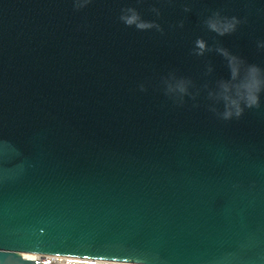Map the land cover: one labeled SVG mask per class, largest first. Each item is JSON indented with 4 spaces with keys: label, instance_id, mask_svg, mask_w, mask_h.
Masks as SVG:
<instances>
[{
    "label": "water",
    "instance_id": "obj_1",
    "mask_svg": "<svg viewBox=\"0 0 264 264\" xmlns=\"http://www.w3.org/2000/svg\"><path fill=\"white\" fill-rule=\"evenodd\" d=\"M264 264V0H0V264Z\"/></svg>",
    "mask_w": 264,
    "mask_h": 264
},
{
    "label": "built area",
    "instance_id": "obj_2",
    "mask_svg": "<svg viewBox=\"0 0 264 264\" xmlns=\"http://www.w3.org/2000/svg\"><path fill=\"white\" fill-rule=\"evenodd\" d=\"M32 259L48 260L54 264H121L107 261L87 260L79 258H67V257H41L34 256Z\"/></svg>",
    "mask_w": 264,
    "mask_h": 264
},
{
    "label": "bare ground",
    "instance_id": "obj_3",
    "mask_svg": "<svg viewBox=\"0 0 264 264\" xmlns=\"http://www.w3.org/2000/svg\"><path fill=\"white\" fill-rule=\"evenodd\" d=\"M29 258H34V256H32V255H30V256H28Z\"/></svg>",
    "mask_w": 264,
    "mask_h": 264
}]
</instances>
